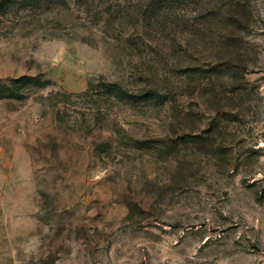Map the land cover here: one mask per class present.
<instances>
[{"label": "rangeland", "instance_id": "rangeland-1", "mask_svg": "<svg viewBox=\"0 0 264 264\" xmlns=\"http://www.w3.org/2000/svg\"><path fill=\"white\" fill-rule=\"evenodd\" d=\"M0 264H264V0H0Z\"/></svg>", "mask_w": 264, "mask_h": 264}]
</instances>
